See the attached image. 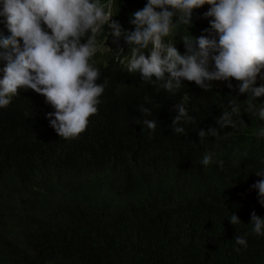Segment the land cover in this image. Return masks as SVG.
Returning a JSON list of instances; mask_svg holds the SVG:
<instances>
[{
  "label": "trees",
  "instance_id": "16d2710c",
  "mask_svg": "<svg viewBox=\"0 0 264 264\" xmlns=\"http://www.w3.org/2000/svg\"><path fill=\"white\" fill-rule=\"evenodd\" d=\"M146 3L115 0L113 20L134 30L131 14ZM208 9L194 10L191 26L180 25L165 42L184 54L183 35L208 34ZM0 32L10 35L2 22ZM107 38L114 47L90 62L100 71L97 83H109L77 138L59 137L46 117L55 109L30 89L0 108V264H264V235L250 224L252 212L264 219L252 187L264 179L255 174L264 171V136L257 134L264 96L239 93L235 80L232 89L213 81L209 91L182 83L170 94L155 78L123 72L118 48L125 59L131 49L123 38ZM261 85L258 76L254 86ZM181 101L195 123L178 135L171 123ZM249 102L257 114L246 111ZM232 103L240 108L236 127L201 140L198 131L218 128ZM144 120L155 121V131ZM206 152L215 154L207 167L200 163ZM232 213L241 223L230 222ZM236 236L247 246L236 245Z\"/></svg>",
  "mask_w": 264,
  "mask_h": 264
},
{
  "label": "clouds",
  "instance_id": "9594fccd",
  "mask_svg": "<svg viewBox=\"0 0 264 264\" xmlns=\"http://www.w3.org/2000/svg\"><path fill=\"white\" fill-rule=\"evenodd\" d=\"M114 1L0 0V23L10 33L5 36L0 32V108L8 107L18 91L30 89L55 109L46 117L59 137L77 138L87 129L90 117L98 113L99 98L109 83L107 78L97 83L100 71L90 62L97 51L108 54L114 47L108 42L109 34L114 42L123 38L131 49L125 59L123 49L118 48L115 61L123 72H139L146 82L155 78L170 94H176L182 83H195L209 91L213 81L227 82L232 89L235 80L239 93L264 96V85L254 86L258 76L264 79V0H147L142 9L131 14V31L113 20ZM205 5L209 9L203 17L211 18L210 28L205 30L208 34L194 37L188 31L180 38L186 49L181 54L165 38L180 25L190 27L194 10ZM101 33L105 34L102 38ZM230 107L216 120L218 128L198 131L201 140L218 137L219 129L236 127L233 117L240 116V108L235 103ZM173 109L177 114L171 129L174 134H185L183 125L195 123V118L183 101ZM141 111L150 114L147 108ZM246 111L257 114L256 105L249 102ZM258 115L264 119V107L258 109ZM143 124L156 129L155 121L144 120ZM257 134L264 136V130ZM214 155L206 152L200 163L209 166ZM255 174L264 177V171ZM252 187L264 205V179ZM229 220L233 225L241 223L234 213ZM250 224L254 234L264 235V219L255 212ZM234 241L247 246L242 236Z\"/></svg>",
  "mask_w": 264,
  "mask_h": 264
}]
</instances>
